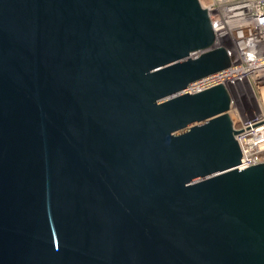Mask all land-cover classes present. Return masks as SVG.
Returning <instances> with one entry per match:
<instances>
[{
    "label": "water",
    "instance_id": "95a60500",
    "mask_svg": "<svg viewBox=\"0 0 264 264\" xmlns=\"http://www.w3.org/2000/svg\"><path fill=\"white\" fill-rule=\"evenodd\" d=\"M211 0H0V264H264Z\"/></svg>",
    "mask_w": 264,
    "mask_h": 264
},
{
    "label": "built area",
    "instance_id": "2783aa9c",
    "mask_svg": "<svg viewBox=\"0 0 264 264\" xmlns=\"http://www.w3.org/2000/svg\"><path fill=\"white\" fill-rule=\"evenodd\" d=\"M209 14L222 46L234 63L192 83L196 93L225 82L231 93L229 110L236 130L264 120V0H212ZM240 169L264 162V122L240 131Z\"/></svg>",
    "mask_w": 264,
    "mask_h": 264
},
{
    "label": "rangeland",
    "instance_id": "374dc122",
    "mask_svg": "<svg viewBox=\"0 0 264 264\" xmlns=\"http://www.w3.org/2000/svg\"><path fill=\"white\" fill-rule=\"evenodd\" d=\"M212 1V0H211Z\"/></svg>",
    "mask_w": 264,
    "mask_h": 264
}]
</instances>
